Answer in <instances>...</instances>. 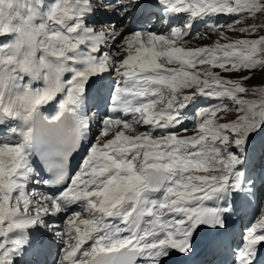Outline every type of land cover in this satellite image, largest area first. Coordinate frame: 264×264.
Listing matches in <instances>:
<instances>
[{"label": "snow or ice", "instance_id": "snow-or-ice-1", "mask_svg": "<svg viewBox=\"0 0 264 264\" xmlns=\"http://www.w3.org/2000/svg\"><path fill=\"white\" fill-rule=\"evenodd\" d=\"M262 33L264 0H0V264H264V216L232 235L264 196Z\"/></svg>", "mask_w": 264, "mask_h": 264}, {"label": "rangeland", "instance_id": "rangeland-1", "mask_svg": "<svg viewBox=\"0 0 264 264\" xmlns=\"http://www.w3.org/2000/svg\"><path fill=\"white\" fill-rule=\"evenodd\" d=\"M218 19L221 23H225V22H228L230 18L227 16H220V17H218ZM201 30H203V29H201ZM262 34H264V33H262ZM227 35L235 38V37L242 36L243 34L228 32ZM216 39H220L221 43L227 42L224 39L213 36L212 39H203V40H199V39L193 37L191 43L198 45V46L199 45H211L212 43H214V41ZM217 71H219V70L217 69ZM249 83H251V84L261 83L259 74H257V78L255 80L250 81ZM202 99L203 98H201L200 100H202ZM212 102L215 103L216 101H212ZM199 106H207V105H204L203 102L201 101ZM188 115H191V109L189 110ZM221 122H223L222 119H221ZM184 126L191 130L194 128V122L190 119L186 120L184 122ZM141 130H143V129H141ZM257 197L245 201L240 212L236 215L235 222H237L239 230L237 229L236 233L233 236L236 238L237 241L239 240V236H240L242 229L247 225V222L250 220L251 215H253V214L255 215V216H252V218H254L255 220L259 219L261 216H264V196H257ZM258 199H259V202H258ZM252 205H253V207H252ZM203 247L204 246L202 245L199 252L194 257H192V260H194L197 256H199L201 251H203V249L207 250L206 247H204V248ZM210 254H212V253H210ZM212 256H213L212 258L208 259L207 264H215L216 261L219 262L223 258H225L224 256H221V257H223L221 259V258H219L220 256H214L213 254H212ZM218 258H219V260H217Z\"/></svg>", "mask_w": 264, "mask_h": 264}, {"label": "bare ground", "instance_id": "bare-ground-1", "mask_svg": "<svg viewBox=\"0 0 264 264\" xmlns=\"http://www.w3.org/2000/svg\"><path fill=\"white\" fill-rule=\"evenodd\" d=\"M97 19L99 20V21H101V22H103L105 19H107L106 17H104V16H102V15H98L97 16ZM202 31V30H201ZM42 110H44V111H48V109H47V106L44 108V109H42ZM75 155V158L74 159H71L70 160V165H71V167H70V171H71V169H76L77 168V166L80 164V163H82V160H81V157H82V155H83V151L81 150V152L80 153H78V154H74ZM40 167L41 168H43V166L42 165H40ZM42 190V189H41ZM258 198V197H257ZM258 202H259V199H258ZM235 217L236 216H234L233 217V222H232V235H234L235 233H236V230L238 229V226H237V224L234 222V219H235ZM255 221V219L254 218H250V220H249V223H251V222H254ZM248 223V224H249ZM204 248V247H203ZM211 252H209L208 250H204L203 249V251H201V253H200V255L199 256H197L194 260H192V258L190 259V264H207V261H208V259L209 258H212L213 256L210 254ZM211 256V257H210ZM219 258H223V257H219ZM219 258L217 259V260H219ZM220 259V260H221ZM225 258H223L222 260H224ZM221 260V261H222ZM220 262V261H219ZM215 264H218V262L216 261V263Z\"/></svg>", "mask_w": 264, "mask_h": 264}]
</instances>
